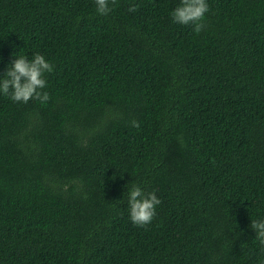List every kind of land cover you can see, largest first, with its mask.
<instances>
[{"label": "trees", "instance_id": "trees-1", "mask_svg": "<svg viewBox=\"0 0 264 264\" xmlns=\"http://www.w3.org/2000/svg\"><path fill=\"white\" fill-rule=\"evenodd\" d=\"M206 2L197 34L180 0H0V78L54 66L47 102L0 93V264H264V0Z\"/></svg>", "mask_w": 264, "mask_h": 264}, {"label": "clouds", "instance_id": "clouds-1", "mask_svg": "<svg viewBox=\"0 0 264 264\" xmlns=\"http://www.w3.org/2000/svg\"><path fill=\"white\" fill-rule=\"evenodd\" d=\"M95 10L101 15L110 11V3L116 0H94ZM138 5H130L128 11L135 12ZM209 12L206 0H180L170 13L174 23L191 25L195 33H200L205 27V16ZM53 65L41 54H34L31 59L25 55L14 56L3 77L0 78V93L13 102L27 103L29 100H39L45 103L49 100L47 92H41L47 84L45 74L53 71ZM132 126L139 128V122L133 120ZM128 215L130 221L140 227L150 224L156 215V207L161 200L154 191L145 192L138 185L127 190ZM249 227L254 230L260 250L264 252V219L252 220Z\"/></svg>", "mask_w": 264, "mask_h": 264}]
</instances>
